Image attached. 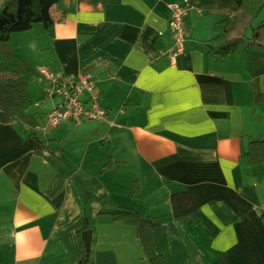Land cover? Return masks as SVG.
I'll return each mask as SVG.
<instances>
[{
	"label": "crops",
	"instance_id": "1",
	"mask_svg": "<svg viewBox=\"0 0 264 264\" xmlns=\"http://www.w3.org/2000/svg\"><path fill=\"white\" fill-rule=\"evenodd\" d=\"M173 3L59 0L53 36H10L36 120H0V264H78L84 218L94 264H151L136 229L101 214L124 208L161 223L164 264H264V177L243 158L264 138V74L205 47L233 0H197L172 63ZM86 74L106 120L51 126L58 89Z\"/></svg>",
	"mask_w": 264,
	"mask_h": 264
},
{
	"label": "trees",
	"instance_id": "2",
	"mask_svg": "<svg viewBox=\"0 0 264 264\" xmlns=\"http://www.w3.org/2000/svg\"><path fill=\"white\" fill-rule=\"evenodd\" d=\"M59 0H2L0 9V113H4L10 122L20 124L33 123L35 115L27 109L34 104L29 92L34 71L16 54L9 45L12 34L30 31L35 24H41L46 31L54 35L52 8ZM191 7H198L197 0H189ZM234 8L228 18L215 23V36L205 47L216 60H225L237 55L242 67L252 76L264 74V20L254 27L257 17L264 12V0H233ZM253 49V53L252 50ZM264 102V96H263ZM244 162L248 166L260 169L259 176L264 177V138L252 140L244 151ZM138 185L132 194L137 195ZM114 221L132 225L142 244L145 257L151 264H164L161 255L153 250L151 231L159 229L161 223L151 221L130 209L104 211ZM84 231L91 230L88 218L82 221ZM80 225V224H79ZM78 264H94L92 251L87 252L80 239V258Z\"/></svg>",
	"mask_w": 264,
	"mask_h": 264
},
{
	"label": "built area",
	"instance_id": "3",
	"mask_svg": "<svg viewBox=\"0 0 264 264\" xmlns=\"http://www.w3.org/2000/svg\"><path fill=\"white\" fill-rule=\"evenodd\" d=\"M190 8L189 0H183V4H171L170 27L175 39V47L171 54L172 63H175L177 55L184 51V45L188 38L185 17ZM42 72L49 80H53L58 75L47 71ZM58 95L61 98V103L47 115L48 123L53 127H58L67 120L81 124L86 121H104L107 118L108 111L102 107L95 84L88 74L82 75L77 81L68 80L58 89ZM108 142L109 137H105L103 143L107 144Z\"/></svg>",
	"mask_w": 264,
	"mask_h": 264
},
{
	"label": "water",
	"instance_id": "4",
	"mask_svg": "<svg viewBox=\"0 0 264 264\" xmlns=\"http://www.w3.org/2000/svg\"><path fill=\"white\" fill-rule=\"evenodd\" d=\"M0 120L5 123L9 121V119L5 116L4 113H0ZM92 238H93V233L91 230L84 231L82 233V239L87 252H90L91 250Z\"/></svg>",
	"mask_w": 264,
	"mask_h": 264
},
{
	"label": "rangeland",
	"instance_id": "5",
	"mask_svg": "<svg viewBox=\"0 0 264 264\" xmlns=\"http://www.w3.org/2000/svg\"><path fill=\"white\" fill-rule=\"evenodd\" d=\"M235 5V4H234ZM0 9H1V1H0ZM264 20V12H262L258 17H257V19L254 21V23H253V26L254 27H257V26H259L261 23H262V21ZM252 50V53L254 52L253 51V49H251ZM60 97V96H59ZM61 99V98H60ZM35 110V108H34V104H32L29 108H28V111L29 112H33Z\"/></svg>",
	"mask_w": 264,
	"mask_h": 264
}]
</instances>
